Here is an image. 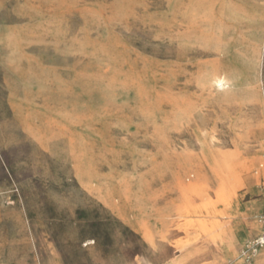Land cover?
Wrapping results in <instances>:
<instances>
[{
  "label": "rangeland",
  "instance_id": "obj_1",
  "mask_svg": "<svg viewBox=\"0 0 264 264\" xmlns=\"http://www.w3.org/2000/svg\"><path fill=\"white\" fill-rule=\"evenodd\" d=\"M263 211L264 0H0V264H242Z\"/></svg>",
  "mask_w": 264,
  "mask_h": 264
},
{
  "label": "built area",
  "instance_id": "obj_2",
  "mask_svg": "<svg viewBox=\"0 0 264 264\" xmlns=\"http://www.w3.org/2000/svg\"><path fill=\"white\" fill-rule=\"evenodd\" d=\"M257 221L260 225L259 233L248 240L240 251L242 264H253L254 258L264 249V211Z\"/></svg>",
  "mask_w": 264,
  "mask_h": 264
},
{
  "label": "bare ground",
  "instance_id": "obj_3",
  "mask_svg": "<svg viewBox=\"0 0 264 264\" xmlns=\"http://www.w3.org/2000/svg\"><path fill=\"white\" fill-rule=\"evenodd\" d=\"M218 86H220V87H223V86H224V84H223V83H219V84H218Z\"/></svg>",
  "mask_w": 264,
  "mask_h": 264
}]
</instances>
